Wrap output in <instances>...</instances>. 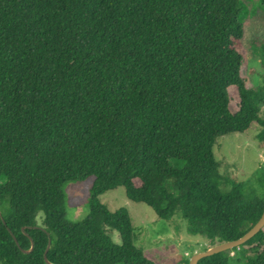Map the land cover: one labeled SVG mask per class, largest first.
Wrapping results in <instances>:
<instances>
[{
	"label": "trees",
	"instance_id": "16d2710c",
	"mask_svg": "<svg viewBox=\"0 0 264 264\" xmlns=\"http://www.w3.org/2000/svg\"><path fill=\"white\" fill-rule=\"evenodd\" d=\"M241 12L240 0H0V264H46L48 239L52 264H161L134 246L128 212L100 202L120 186L212 244L257 223L264 171L261 190L226 179L222 192L213 153L255 123L264 148V77L245 80ZM89 178V213L71 223L64 185ZM198 264H264V227Z\"/></svg>",
	"mask_w": 264,
	"mask_h": 264
},
{
	"label": "rangeland",
	"instance_id": "374dc122",
	"mask_svg": "<svg viewBox=\"0 0 264 264\" xmlns=\"http://www.w3.org/2000/svg\"><path fill=\"white\" fill-rule=\"evenodd\" d=\"M240 3L242 12L239 20L244 33L237 49L245 56V80L249 86L256 87L261 85L264 77V67L261 64V55L264 54V10L258 0H240ZM231 95V109L234 111L237 98L234 97L233 89ZM260 116L264 117V106ZM259 128L255 123L245 133L227 134L216 139L213 153L223 178L219 186L222 192L231 188V183H227L226 179L245 182L246 186L261 190L257 178L264 171V148H260L255 139ZM92 185L93 178L64 185L65 210L69 222L79 223L88 215ZM99 200L110 212L120 208L128 212L134 246L145 253L156 251V256L164 258L163 261L160 259L161 264H178L181 259L189 260L194 253L203 252L216 244L201 236L189 235L185 220L177 216L170 220L160 219L146 204L130 201L121 186L107 191ZM42 216V213L38 214L37 223H41ZM107 234L112 243L121 244L117 232L108 230Z\"/></svg>",
	"mask_w": 264,
	"mask_h": 264
},
{
	"label": "water",
	"instance_id": "95a60500",
	"mask_svg": "<svg viewBox=\"0 0 264 264\" xmlns=\"http://www.w3.org/2000/svg\"><path fill=\"white\" fill-rule=\"evenodd\" d=\"M263 227H264V211H263L260 219L257 221V223L249 231H247L241 238L234 240V241H228V242H222L219 244H215L214 246H212L211 248H209L203 252L194 253L190 257V259L188 260V264H198V262L203 258L212 256L214 254H218L221 252L229 251L233 248H237V247L243 245L245 242H247L253 236H255ZM35 228H39V227L36 226ZM22 231H24V228H22ZM23 233L26 235V237H28V239L30 241L31 246H30L29 250H22L20 248L19 243L16 240L15 236L13 235L12 232H10L16 246L22 251V253L28 254L33 250L34 242H33V239L27 233H25V232H23ZM50 245H51V240L48 239V244H47V247H46L44 255H43L44 262L46 264H52L47 259V253L50 249Z\"/></svg>",
	"mask_w": 264,
	"mask_h": 264
}]
</instances>
